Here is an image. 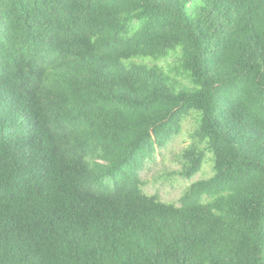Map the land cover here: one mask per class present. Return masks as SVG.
<instances>
[{
	"label": "trees",
	"instance_id": "1",
	"mask_svg": "<svg viewBox=\"0 0 264 264\" xmlns=\"http://www.w3.org/2000/svg\"><path fill=\"white\" fill-rule=\"evenodd\" d=\"M0 264H264V0H0Z\"/></svg>",
	"mask_w": 264,
	"mask_h": 264
},
{
	"label": "rangeland",
	"instance_id": "2",
	"mask_svg": "<svg viewBox=\"0 0 264 264\" xmlns=\"http://www.w3.org/2000/svg\"><path fill=\"white\" fill-rule=\"evenodd\" d=\"M190 122L182 126V131L165 149L156 150L154 161L147 165L139 174L140 180L145 184L144 193L158 196L160 201L168 204H178L183 190L192 182L205 179L210 175V166L204 164L201 171L190 180L175 176L178 167L174 163L177 153L187 145V132Z\"/></svg>",
	"mask_w": 264,
	"mask_h": 264
}]
</instances>
